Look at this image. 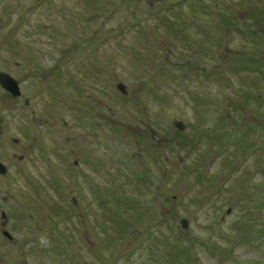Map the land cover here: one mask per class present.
Segmentation results:
<instances>
[{
	"label": "rangeland",
	"instance_id": "rangeland-1",
	"mask_svg": "<svg viewBox=\"0 0 264 264\" xmlns=\"http://www.w3.org/2000/svg\"><path fill=\"white\" fill-rule=\"evenodd\" d=\"M0 72V264H264V0H0Z\"/></svg>",
	"mask_w": 264,
	"mask_h": 264
},
{
	"label": "water",
	"instance_id": "water-1",
	"mask_svg": "<svg viewBox=\"0 0 264 264\" xmlns=\"http://www.w3.org/2000/svg\"><path fill=\"white\" fill-rule=\"evenodd\" d=\"M157 1H161V0H157ZM0 83L1 85L7 90L9 91L13 96L15 97H19L21 95V92H20V88L18 86V83L8 74H5V73H0ZM118 89L123 93V94H127V90L125 88L124 85H120L118 87ZM176 127L178 129H180L181 131H184L185 130V126L183 125V123H178L176 125ZM7 171H6V168L4 166H2L0 164V174H6ZM181 224H182V227L185 229V230H189V221L187 219H183L181 221Z\"/></svg>",
	"mask_w": 264,
	"mask_h": 264
},
{
	"label": "flooded vegetation",
	"instance_id": "flooded-vegetation-1",
	"mask_svg": "<svg viewBox=\"0 0 264 264\" xmlns=\"http://www.w3.org/2000/svg\"><path fill=\"white\" fill-rule=\"evenodd\" d=\"M17 99L22 100V99H23V94H22V97L17 98ZM25 105H26L27 107L30 105V100H29V99H26V100H25ZM13 142L16 144V146H17V145L20 146V145L22 144V141H20L19 139H13ZM21 150L25 151L26 148L22 146V147H21ZM25 159H26L25 156L20 155L19 158H18V161H19L20 163H23V162L25 161ZM0 163L4 164V165L6 166V164L3 163L1 160H0ZM6 169L9 170V167L6 166ZM0 177H1V176H0ZM5 221H6V220H5ZM6 222H7V221H6ZM3 225H5V222L3 223Z\"/></svg>",
	"mask_w": 264,
	"mask_h": 264
}]
</instances>
